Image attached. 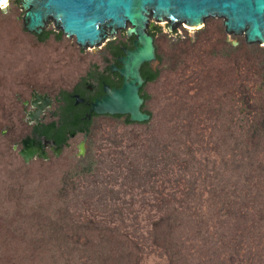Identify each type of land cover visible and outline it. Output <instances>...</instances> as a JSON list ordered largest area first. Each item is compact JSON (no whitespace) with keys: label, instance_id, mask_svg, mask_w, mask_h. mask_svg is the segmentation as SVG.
I'll use <instances>...</instances> for the list:
<instances>
[{"label":"rangeland","instance_id":"obj_1","mask_svg":"<svg viewBox=\"0 0 264 264\" xmlns=\"http://www.w3.org/2000/svg\"><path fill=\"white\" fill-rule=\"evenodd\" d=\"M9 5L0 9V260L15 247L40 251L39 264H85L93 252L81 251L85 240L97 245L108 230L94 251L112 231L122 248H136L135 263L176 264L152 234L174 208L191 226L180 237L188 264H264V46L226 34L220 19L173 33L152 21L149 67L160 76L143 86L152 119L97 116L82 154L78 135L50 159L27 163L14 149L29 135L24 101L34 92L54 99L113 59L109 43L82 49L52 22L47 37L30 33L21 4ZM128 40L122 32L115 42ZM58 208L62 231L65 220L57 231L52 222Z\"/></svg>","mask_w":264,"mask_h":264},{"label":"water","instance_id":"obj_2","mask_svg":"<svg viewBox=\"0 0 264 264\" xmlns=\"http://www.w3.org/2000/svg\"><path fill=\"white\" fill-rule=\"evenodd\" d=\"M20 4L25 29L37 36L52 22L66 38H75L82 49L100 50L122 32L126 39L134 38L133 48H122L123 55L117 59L121 66L111 67L121 76L122 87L106 86L105 94L91 107L98 116H129L133 123L151 119L143 108L141 89L147 80L141 69L157 60L155 38L150 33L152 21L167 23L168 32L173 33L183 24L201 26L200 30L207 19H220L226 34L244 37L247 45L264 46V0H20ZM9 6L0 9L7 13ZM37 98L32 123L39 122L52 103L49 97ZM32 143L29 150L14 147L27 163L39 151Z\"/></svg>","mask_w":264,"mask_h":264},{"label":"trees","instance_id":"obj_3","mask_svg":"<svg viewBox=\"0 0 264 264\" xmlns=\"http://www.w3.org/2000/svg\"><path fill=\"white\" fill-rule=\"evenodd\" d=\"M16 1L20 3V0H16ZM154 30L155 29H150V33L152 35L155 34ZM48 35L49 33L44 32L40 37L43 38V37H47ZM124 45L128 47L129 49L133 48V39H129L127 43H125ZM113 46L114 44L113 42H111L109 43L108 48L109 49L111 48L114 51H116L115 52L116 55L122 54V50L120 49L119 46L114 47V48ZM141 73H142L143 78H145L147 82L156 81L160 76V70L151 69L149 67V64H145L142 67ZM141 94H142V97H144L145 99L146 96L143 93V88L141 89ZM61 95L64 96L65 98H68L70 96V94L67 91H63ZM71 110H72L71 107L69 108L67 107L65 109V115L60 121L61 131H60L58 138H55L54 136H52V132H51V130L56 125V123H52L50 126H46V125H43L42 127L38 126L35 129V133H38L39 135H44L49 139L53 138L56 140L58 144H62L68 141L69 137H67V134H70V136H74L75 134L78 133V131H81V132H84L86 135H88L90 131V127H91L90 126L91 121L86 122L80 128L79 119H77L76 117H73L74 119H72V117H69L70 115L68 113H70ZM126 117H127V121L130 123L131 121L129 120V116H126ZM151 119H152V116H151ZM27 143L29 144V142ZM59 192H62L61 194H64L63 192H66V191L61 189L57 191L55 195H58ZM63 212L64 211H62L61 208H58L56 212L54 213L58 216V218L57 219L55 218L54 220H52L53 224L55 225L54 226L55 228L58 226V224H62V221L65 220V223L61 225L63 226L61 228V231L67 224V219L65 218ZM179 214H180L179 211L176 212L174 208H172V210L170 211H165L164 217L161 218L160 221L155 222L154 230L152 234L154 237V242L157 243L158 245H162L165 248L172 262L176 264H188L185 260L186 255H184V250H183L186 242L184 241L183 238L181 240L180 237L182 234L186 235V232L190 229L191 226L187 225L189 224L188 216L186 218H183ZM227 229L228 228H226V230ZM56 231H57V228H56ZM175 234L177 235L173 238L172 241L170 240L169 243H165L166 241H168V239L172 235H175ZM109 235H110L109 231L107 230L106 238L102 239L101 242L98 243L97 245L91 243V242L96 243V240L94 239L85 240V242L82 245L84 249H81V251L84 252L85 249L88 250L89 246H92L91 250H93L91 254L92 258L88 256V261L85 262V264H137L134 262V259H135L134 256L137 253L136 248L133 246L132 248L131 247L122 248L119 242V238L115 240L117 235L115 236V234L112 231H111V235H113V237L112 236L110 237L111 241L104 243V245L101 248H99L98 251H94L100 246V244L103 241L107 240V237ZM220 236H221V230H217L215 232V237L217 238L216 240H219V242H221L222 249L226 247V242H228L227 246L230 249L229 241L222 242L223 239H222V236L221 237ZM49 238L51 239V235H48V241H50ZM72 242H73V239L68 237L66 240L68 247L64 252H67L69 255L72 254L73 251H76V246L72 245ZM204 247H205L204 242L200 241L198 248L201 250ZM14 248L11 252L6 251L5 255L1 257L0 264H39L35 256L37 252H40V251H37L35 255H32L30 253L31 249L29 248H26V249H17V248L14 249ZM91 250H88V252ZM113 259L118 262L115 263ZM202 263L203 261L199 259L195 264H202Z\"/></svg>","mask_w":264,"mask_h":264},{"label":"flooded vegetation","instance_id":"obj_4","mask_svg":"<svg viewBox=\"0 0 264 264\" xmlns=\"http://www.w3.org/2000/svg\"><path fill=\"white\" fill-rule=\"evenodd\" d=\"M132 39L134 40V38ZM113 44V48L119 46L122 50V48L125 47V43L122 42L114 41ZM115 52L116 51H114L113 49L108 48L106 50V53L107 55L112 57L113 61H111V63L104 69H94V71L88 74L86 78L79 80L71 90L67 91L70 94L68 98H65L60 94L52 99V97L47 93L39 94L37 92H34L32 100L24 101L23 112L25 113L26 122L29 123L30 130L29 135L25 136L23 139H21L20 142L17 143L20 148L19 151L31 149L33 147L32 142H34L35 148L39 150L35 156V159L48 160L53 154H58L67 146H70L69 142L71 139H74L78 135H84L83 141L79 144V151L81 152V154L83 153L86 145V134L84 132L78 131V133L74 136H70V134H67V137H69L68 141L62 144H58L53 138L49 139L44 135L35 133V129L38 126H50L52 123H56L51 132L52 136L58 138L61 131L60 121L65 115V109L67 107L72 108L71 112L68 113L70 115L69 117H72V119H74L73 117L79 119L80 128L88 121H91L92 124L93 119L98 116L91 112L92 104L105 94V87L109 86L110 88L114 89L122 87L123 80L121 81V76L116 71H113L111 67L113 65H117L118 67L121 66L118 63L117 59L123 55V52L122 54L118 55H116ZM37 97H49L51 98L52 103L50 109L44 112L39 122L35 120L32 123L30 122V120H32L33 118L31 117V114L35 111L33 102L38 99ZM27 142H29V144Z\"/></svg>","mask_w":264,"mask_h":264},{"label":"bare ground","instance_id":"obj_5","mask_svg":"<svg viewBox=\"0 0 264 264\" xmlns=\"http://www.w3.org/2000/svg\"><path fill=\"white\" fill-rule=\"evenodd\" d=\"M8 3H9V0H6V3H3L2 6H0V7H3L4 5H8Z\"/></svg>","mask_w":264,"mask_h":264},{"label":"snow or ice","instance_id":"obj_6","mask_svg":"<svg viewBox=\"0 0 264 264\" xmlns=\"http://www.w3.org/2000/svg\"><path fill=\"white\" fill-rule=\"evenodd\" d=\"M3 3H6V0H0V6H2Z\"/></svg>","mask_w":264,"mask_h":264}]
</instances>
